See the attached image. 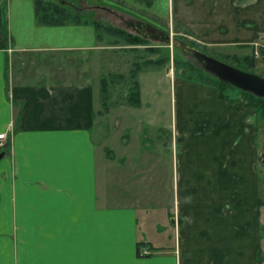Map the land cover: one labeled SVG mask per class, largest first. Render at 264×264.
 Listing matches in <instances>:
<instances>
[{
    "label": "crops",
    "instance_id": "crops-1",
    "mask_svg": "<svg viewBox=\"0 0 264 264\" xmlns=\"http://www.w3.org/2000/svg\"><path fill=\"white\" fill-rule=\"evenodd\" d=\"M102 7L108 16L152 23ZM34 15L37 25L50 26L37 20L35 0ZM11 18L9 0H0V264H264L258 151L243 99L182 80L156 137L148 134L153 101L141 115V100H110L119 115L102 124L98 151L95 84L64 68L73 55L62 51L74 49L31 45L14 34ZM169 18L211 48L252 52L264 40V0H172ZM83 20L75 25H89ZM160 129L179 135L170 177ZM142 133L154 137V148Z\"/></svg>",
    "mask_w": 264,
    "mask_h": 264
},
{
    "label": "rangeland",
    "instance_id": "rangeland-1",
    "mask_svg": "<svg viewBox=\"0 0 264 264\" xmlns=\"http://www.w3.org/2000/svg\"><path fill=\"white\" fill-rule=\"evenodd\" d=\"M40 1L44 4L66 8L69 13L67 23L63 26L37 25L34 15V0H9L13 14V20L11 18L12 29L16 36L24 35L26 38L28 37L31 45H58L63 46V49L65 47L74 49L68 52L62 51L65 55L68 53L73 55V57L64 58V68H68L67 71L69 72L71 71V66L78 69L79 80L85 78L95 84L96 106L93 133L98 151H102L105 145L102 130L104 125L102 124L110 116L109 114L116 116L114 119L112 118L113 120L110 119L111 123L119 115V109L110 112L109 103L112 101L111 104H131L128 101L129 87L135 85L136 80L139 82L140 100L144 105L139 113L141 115L147 113L146 103L154 102L153 107L149 108L153 111L150 115L154 117L155 123L153 124L152 132L148 134L156 137L155 128L156 124H158L157 122L161 119H170L171 109L175 106L174 101L178 95L175 93L174 87L182 80H190L192 78L202 79L200 73L202 69L206 71L198 60L192 56V53L183 48V46L197 48L223 62L264 76V59L261 56L255 59L254 65H250L243 59L238 60L233 57L237 55V58L238 56L242 57L245 54H250L251 46L241 49L238 54L231 49L211 48L198 42L195 37L191 36L188 31L183 30L175 22L170 23L168 19H170L169 13L172 7V0ZM262 1L255 0L256 3H261ZM102 5H110L113 8L132 13L137 17L150 20L152 23L149 26L157 30L162 36L145 32V25H148L146 22H138L118 12H114L110 16L108 14L105 15L106 13ZM50 11L49 9L46 12ZM77 17L81 19L83 17V19H86V23L89 22V25H75L76 23H73V21ZM90 18H94L95 21L102 24L99 30H96L95 26L91 24ZM135 38L138 40H134ZM261 44L264 45V40ZM76 46L83 47L84 50H77ZM86 56H94V58L91 61H86ZM212 76L214 75L212 74ZM102 77L105 78L108 87L105 101H103L104 99L102 100L103 97H101L100 92V80ZM226 90L225 94L228 100L234 102L241 98L248 109V114L245 115V123L248 124L247 126L250 125L254 130V141L258 151L255 174L260 184V199L262 204H264V118L260 117L256 109L248 106L242 94L243 90L241 91V89L232 85L226 88ZM142 102H139L138 105H141ZM132 112L133 110H129L126 114H132ZM118 134L115 133V136H118ZM148 134L146 133L142 136L145 142L149 141L147 142V146L150 149L155 141H153L154 137ZM159 134L161 135L159 136L161 137V141L166 146H164L165 150L162 156L165 159L164 164L168 167L166 172L170 177L173 164L172 148L176 152L175 148L178 147L179 135L175 130L171 132L161 129ZM111 143L113 145L114 141ZM175 154L173 157L176 163ZM216 160H219V158L217 157ZM145 187L148 189L150 186L146 184ZM158 190L162 191L161 185H159ZM164 190L168 196L167 205L171 207V183L169 186H165ZM173 207L174 211H177V201H175ZM261 211L264 224V207L261 208ZM150 212L158 215L160 210L151 208ZM174 219L176 222L175 217ZM260 234L261 237H264V225L261 226ZM146 251L150 253L151 250L143 248L141 253L146 255L148 254L145 253ZM260 255L262 257V252Z\"/></svg>",
    "mask_w": 264,
    "mask_h": 264
},
{
    "label": "trees",
    "instance_id": "trees-1",
    "mask_svg": "<svg viewBox=\"0 0 264 264\" xmlns=\"http://www.w3.org/2000/svg\"><path fill=\"white\" fill-rule=\"evenodd\" d=\"M49 9L51 11L47 13L46 11ZM35 11H36L37 20L42 24H46L50 26L51 25L52 26L64 25L68 21L67 18H68L69 13L66 10V8H63L62 6L60 7L52 6L51 4L42 3L40 0H35ZM85 21L83 20V22ZM73 23H76V24L82 23V19L77 17V19H75ZM91 23L95 26L96 30H99L101 28V25H102L101 23L97 21H92ZM134 40H138V39L135 38ZM261 52H262L261 57L264 59L263 57L264 48L261 49ZM236 56H233V57L238 60L243 59L245 62H248L250 65H254L255 59L258 58V57L257 58L254 57V54L252 52L250 54L243 55L242 57L238 56L239 58L238 57L236 58ZM200 74L202 75V79H196V78H192V79L189 78V79L192 81H197V82H201V83L216 87L219 90L220 97L228 100L225 92L227 91L226 88L231 87L230 84L223 82L221 80H218L215 76H212V74L204 71L203 69ZM200 74H198V76H200ZM100 84H101L100 86L101 97H103L102 100L104 99L103 101H105L107 94H108V87L106 85L105 78L103 77L101 78ZM242 94L248 106L256 109V112L260 114V117L264 118V97H259V96H256L246 91H242ZM128 101H130V103L134 105H138L140 102L139 82L137 80L135 81V85H132L131 87H129ZM102 104L104 103L102 102ZM261 204L262 202L260 199L259 205ZM257 254L258 255L260 254L259 248L257 250Z\"/></svg>",
    "mask_w": 264,
    "mask_h": 264
},
{
    "label": "water",
    "instance_id": "water-1",
    "mask_svg": "<svg viewBox=\"0 0 264 264\" xmlns=\"http://www.w3.org/2000/svg\"><path fill=\"white\" fill-rule=\"evenodd\" d=\"M178 44V43H177ZM192 53L203 68L216 76L223 82H226L243 91L250 92L256 96L264 97V76L240 69L234 65L214 58L205 52L188 46H183ZM3 152L0 153V158Z\"/></svg>",
    "mask_w": 264,
    "mask_h": 264
},
{
    "label": "built area",
    "instance_id": "built-area-1",
    "mask_svg": "<svg viewBox=\"0 0 264 264\" xmlns=\"http://www.w3.org/2000/svg\"><path fill=\"white\" fill-rule=\"evenodd\" d=\"M254 45H255L253 49L254 57L256 58L260 57L262 54L261 49L264 48V45H262L261 43H255ZM5 142H6V134L5 132H0V148L5 145ZM145 253H149V251H146Z\"/></svg>",
    "mask_w": 264,
    "mask_h": 264
},
{
    "label": "flooded vegetation",
    "instance_id": "flooded-vegetation-1",
    "mask_svg": "<svg viewBox=\"0 0 264 264\" xmlns=\"http://www.w3.org/2000/svg\"><path fill=\"white\" fill-rule=\"evenodd\" d=\"M145 32H147V33H152V34H154V35H158V36H162L161 34H159V32L157 31V30H155L154 28H152L151 26H149V25H145V30H144Z\"/></svg>",
    "mask_w": 264,
    "mask_h": 264
}]
</instances>
